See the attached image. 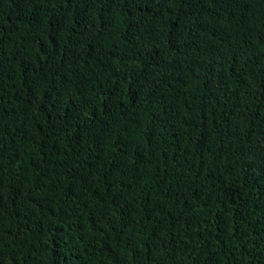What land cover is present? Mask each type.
<instances>
[{"label":"trees","instance_id":"16d2710c","mask_svg":"<svg viewBox=\"0 0 264 264\" xmlns=\"http://www.w3.org/2000/svg\"><path fill=\"white\" fill-rule=\"evenodd\" d=\"M0 264H264V0H0Z\"/></svg>","mask_w":264,"mask_h":264}]
</instances>
